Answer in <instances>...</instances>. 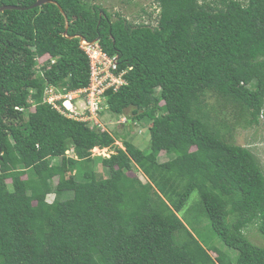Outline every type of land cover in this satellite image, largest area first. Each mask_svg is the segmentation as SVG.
Listing matches in <instances>:
<instances>
[{
  "label": "trees",
  "instance_id": "obj_1",
  "mask_svg": "<svg viewBox=\"0 0 264 264\" xmlns=\"http://www.w3.org/2000/svg\"><path fill=\"white\" fill-rule=\"evenodd\" d=\"M35 1L0 0L20 7L0 12V264H264L246 233L264 237L263 167L205 103L264 121V0H155L153 25L95 0H54L63 13ZM65 19L67 35L116 56L125 83L104 90L100 112L148 124L146 147L125 135L118 147V132L47 101L49 86L89 83ZM94 147L112 149L101 170ZM193 191L236 254L207 248L178 215Z\"/></svg>",
  "mask_w": 264,
  "mask_h": 264
},
{
  "label": "rangeland",
  "instance_id": "obj_2",
  "mask_svg": "<svg viewBox=\"0 0 264 264\" xmlns=\"http://www.w3.org/2000/svg\"><path fill=\"white\" fill-rule=\"evenodd\" d=\"M95 2H98L107 8L111 12L113 18L116 17L115 13H119L134 23L144 21L150 22L153 25L155 24V16L158 13L155 0H95ZM142 8L145 10V13L141 12ZM149 13H152L151 18L148 17ZM36 61V70H41L39 64L40 61H38V59ZM54 99V96L47 95V100ZM205 103L207 104L206 110L213 117L214 122L222 121L225 125L231 126L230 130L223 129L226 139L235 144L249 147L258 157L264 170V121L262 120L259 124L246 125L243 118H241L240 123H238L236 111L230 106L224 105L218 97L208 96ZM54 105L60 112L66 114V111H64L58 103L55 102ZM222 110H224L225 113H223ZM77 113H81L80 108H77ZM129 113V111H126V114ZM86 118L88 119L87 121H90L91 123L95 122L96 125L105 128L113 133V135L115 132H118L119 135L121 134L120 136H116L114 142L118 147L123 146V135L126 136V139H131L135 145L141 148L148 145L149 132L147 127L148 124L146 123H142L141 121H128L124 115L117 117L113 116L111 113L100 111L97 114L93 113L90 117ZM91 151L95 164H98L97 166H99L100 160H98V158L103 155L108 156L112 152V149L94 147ZM65 153L71 155L72 151L69 148ZM98 169L101 170V166H99ZM139 176L143 179L141 174H139ZM23 177H25V175ZM54 182H56V178L54 179ZM52 197L53 194H48L47 200H51ZM200 203L201 201L198 192L193 191L189 196L186 205L181 209L178 215L184 219L187 227L194 232V235L198 237L207 248L214 247L217 249H225L230 253L236 254V251L233 249L231 250V248L226 246L219 235L213 231L208 218L202 213ZM246 233L251 241L259 245H264V237L261 236V234L259 235L255 228L247 229ZM212 255L215 256V254Z\"/></svg>",
  "mask_w": 264,
  "mask_h": 264
},
{
  "label": "built area",
  "instance_id": "obj_3",
  "mask_svg": "<svg viewBox=\"0 0 264 264\" xmlns=\"http://www.w3.org/2000/svg\"><path fill=\"white\" fill-rule=\"evenodd\" d=\"M80 47L89 60L88 85L68 90L65 93L53 91V88L49 86L46 89L49 93L48 96L52 95L55 99L47 101L57 110L59 109L54 103H58L66 111V114L63 113L64 115L87 121L88 119L86 117H90L93 113L97 114L102 110L101 96L104 90L111 86L116 89L120 84L125 83V81L122 77V72L118 74L113 72L117 67L116 56L108 55L101 49L97 42ZM57 101H60V103ZM77 108L81 109V113H77ZM90 124H95V122H90Z\"/></svg>",
  "mask_w": 264,
  "mask_h": 264
},
{
  "label": "water",
  "instance_id": "obj_4",
  "mask_svg": "<svg viewBox=\"0 0 264 264\" xmlns=\"http://www.w3.org/2000/svg\"><path fill=\"white\" fill-rule=\"evenodd\" d=\"M44 3H53V4H56L58 6V8L60 9V11L63 13V10L61 9V7L57 4L56 1L54 0H36L35 3L33 5H31L30 7H36V6H40ZM19 9L20 7L16 6V5H3L0 7V12L5 10V9ZM67 28H68V21L67 19H65V29H64V32H63V35L67 36L68 38H75V37H78L79 38V43L81 46H85V45H89L91 43H93L94 41H86L84 39L83 36L81 35H67Z\"/></svg>",
  "mask_w": 264,
  "mask_h": 264
},
{
  "label": "clouds",
  "instance_id": "obj_5",
  "mask_svg": "<svg viewBox=\"0 0 264 264\" xmlns=\"http://www.w3.org/2000/svg\"><path fill=\"white\" fill-rule=\"evenodd\" d=\"M157 11H158V10H157ZM95 41H96V40H95ZM95 41H94V42H95ZM80 46H81V45H80ZM80 48H81V47H80ZM71 90H72V89H71Z\"/></svg>",
  "mask_w": 264,
  "mask_h": 264
}]
</instances>
